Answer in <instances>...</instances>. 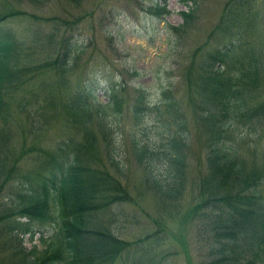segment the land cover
Instances as JSON below:
<instances>
[{
	"label": "rangeland",
	"instance_id": "obj_1",
	"mask_svg": "<svg viewBox=\"0 0 264 264\" xmlns=\"http://www.w3.org/2000/svg\"><path fill=\"white\" fill-rule=\"evenodd\" d=\"M225 1L188 0V6L192 2L188 22L182 30H169L166 34V23L178 25L183 21L178 10L188 6L182 0H161L169 9L163 18L147 13L152 0H0L1 29L13 34V43L17 42L22 51L17 66L24 71L35 67L34 74L25 73L23 82L8 95L7 129L11 136L7 168L10 160L18 171H30L35 158L43 159L48 154L62 158L57 151L60 142L70 138L72 142H82L86 131L85 143L92 139L95 142L87 147L88 155L99 169L118 179V190L127 197L112 211L111 207L98 210L96 220L100 227L112 229L128 243L120 257L128 255L136 264H145L142 260L146 258H150L146 260L149 264H202L206 258V250L196 236L199 220L186 214L198 193L194 181L206 171L204 121L193 106L200 94L197 88L188 86L187 80L188 72L200 64L209 46L208 33ZM256 27L264 30V19L260 21L259 17ZM68 30L72 37L73 33H80L84 41L81 49L70 56L65 70L60 59L64 41L69 39L64 35L69 34ZM89 76L94 79L95 102L83 85ZM190 76L193 77L192 72ZM99 77L116 84L113 102L117 112L110 106L102 107L110 89L109 83L100 86V81H95ZM259 82L261 87L251 85L252 95L245 102L249 110L256 107L262 115L251 116V131L247 125L243 129L234 124L232 134L224 133V140L237 143L240 157L262 171L256 190L264 201V72ZM139 85L147 88L154 102L140 120L134 119L130 111ZM78 87L89 97L85 107L88 117L75 100ZM162 87L170 90L172 108L163 100ZM30 91L33 92L29 94ZM35 97L38 101L33 104ZM23 98L28 102L24 103ZM98 120L105 122L109 130ZM173 142L183 154L177 164L183 182L178 199V193L174 198L162 195L149 178V172L158 177L166 174L171 163L168 148ZM113 152L120 168L110 161ZM0 156L4 153L0 152ZM6 180L15 182L13 177ZM7 182L0 190V198L10 191L11 183L7 186ZM236 187L245 190L241 183ZM58 223L56 217L32 220L35 232L31 240L26 234L23 237L26 248L35 245L37 253L42 250L39 236L54 237ZM1 255L2 252L0 259L4 258ZM120 257L115 264H121Z\"/></svg>",
	"mask_w": 264,
	"mask_h": 264
},
{
	"label": "trees",
	"instance_id": "obj_2",
	"mask_svg": "<svg viewBox=\"0 0 264 264\" xmlns=\"http://www.w3.org/2000/svg\"><path fill=\"white\" fill-rule=\"evenodd\" d=\"M69 1L76 3L78 0ZM182 1L188 6V0ZM190 6L178 10L183 20L180 24H165L166 34L169 30H182L191 16ZM262 7L264 3L260 5L255 0H226L217 21L210 28L206 44L210 43L200 64L188 72V86H194L200 94V100L193 102V106L200 113L205 130L206 171L194 181L198 193H195L193 204L186 213L199 220L196 236L206 250L202 264H264V201L256 190L262 171L250 167L245 158L240 157L237 143L224 140V133L229 131L232 134L234 124L242 125L243 129L247 125V130L251 131L248 123L252 121L249 119L258 113L256 107L249 110L245 100L252 95V84L262 86L259 80L264 72V42L259 41H264V30L256 27L259 17L260 21L264 19ZM147 11L150 17L163 18L169 9L161 0H152ZM68 31L69 34L66 32L64 35L69 39L64 41V54L60 59L65 70L70 56L81 49L84 41L80 33H73L72 37V31ZM20 50V45L13 43V34L0 26V152L4 153L0 156V190L8 181L6 177L15 178L14 185L7 182L10 191L0 198V252L4 257L0 263L115 264L121 252L128 248V243L112 229L100 227L96 214L98 210L110 207L112 211L113 206H118L127 197L118 190V179L107 170L99 169L88 155L87 147L95 142L92 139L85 143L86 131L82 142H72L71 138L60 142L57 151L62 158L55 154L51 157L48 154L43 159L35 158L30 171H18L13 160H10V167L6 166L11 136L7 129L10 126L8 95L23 82L24 74H34L35 68L19 69ZM65 51L67 59L64 60ZM93 81L89 76L83 85L87 95L91 96L90 100L95 102ZM95 81H100V86L101 83L107 86L109 83L107 99L101 104L117 112L118 107L113 102L116 84L102 77ZM136 87L137 94L130 111L134 119L140 120L154 102L146 87ZM169 94V88L162 87L163 100L172 108L174 104H171ZM86 97L78 87L75 100L88 114L85 107L89 97ZM34 101L38 98L32 100L33 104ZM97 122L109 130L105 122ZM171 145L168 148L171 163L166 167V174L158 177L154 172H148L152 184L162 195L174 198L178 193V199L183 182L177 164L183 160V154L178 144L173 142ZM148 152L152 151L148 149ZM111 159L115 167H119L114 152ZM240 183L245 190L236 187ZM111 202L114 203L108 206ZM22 217L26 219L22 220ZM53 217L59 218L57 234L48 239L40 235L43 248L38 253L35 245L26 248L23 237L27 234L31 240L35 232L31 221ZM121 260V264H136V260H131L128 255ZM146 260L150 258L142 260L149 264Z\"/></svg>",
	"mask_w": 264,
	"mask_h": 264
}]
</instances>
